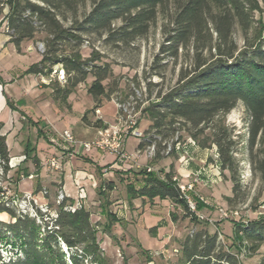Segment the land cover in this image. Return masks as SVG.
<instances>
[{"label": "trees", "instance_id": "obj_1", "mask_svg": "<svg viewBox=\"0 0 264 264\" xmlns=\"http://www.w3.org/2000/svg\"><path fill=\"white\" fill-rule=\"evenodd\" d=\"M87 1L2 0L3 5L9 6L8 34L18 49L22 41L34 39L39 30L47 34V48L41 61L31 65L26 74L47 75L46 71L49 73L53 65L60 63L66 73L73 75L71 88L85 81L91 68L95 80L88 92L97 102L106 94L103 81L111 71L108 65L94 64L100 59L97 52L87 60L82 58L78 48L86 41L84 34L130 42L146 35L162 14L166 20L162 57L175 58L180 49L192 45L196 62L190 70H182L174 87L160 93L158 101L144 109L150 123L146 133L150 136L140 140L138 148L156 143L154 159H159L163 143L182 132L202 149L216 146L221 169L231 174L234 196L228 200L232 201L241 188L234 156L237 142L234 129L224 119L242 103L249 117L248 160L264 190V37L248 40L241 48L233 37L234 22L248 29L253 23V13L261 10L264 0H90L91 9L79 19L81 7ZM62 21L72 24L65 27ZM118 21L121 24L115 27ZM63 44L71 47L69 55L59 54ZM204 51L209 52L208 57H204ZM59 90L63 99L70 93V89ZM56 94L55 98H60ZM8 105L14 108L12 102L8 101ZM82 120L89 124L86 115ZM92 126L98 129L106 125L99 119ZM2 127L0 123V131ZM0 158L7 173L11 170L10 153L6 136L1 133ZM139 174L142 180L138 188L132 183L127 185L130 197L171 199L188 209L172 167L162 177L146 168ZM107 184L109 189L114 188L112 181ZM10 202L0 201V213L11 217L10 222L0 220V264H102L98 230L89 210L83 206L67 210L65 207L72 200L66 197L56 217L46 219L38 209L41 217L38 221L35 216L18 213ZM233 234L241 248L252 254L257 252L264 245V217L236 224ZM62 244L67 248L65 251ZM5 247L15 251L8 259L2 251ZM182 253L183 264H240L237 253L226 249L218 234H210L206 229L193 231L182 243Z\"/></svg>", "mask_w": 264, "mask_h": 264}, {"label": "rangeland", "instance_id": "obj_2", "mask_svg": "<svg viewBox=\"0 0 264 264\" xmlns=\"http://www.w3.org/2000/svg\"><path fill=\"white\" fill-rule=\"evenodd\" d=\"M91 6L92 4L88 0L81 7L79 19L91 9ZM8 13L9 6L3 5L0 0V24L6 22V28ZM62 22L65 27L72 24L70 21ZM120 24V21L116 22L115 27ZM165 25L166 20L160 14L146 35L130 42L108 41L106 35L84 34L83 37L86 41L78 48L82 58L87 60L93 55V52H97L100 59L96 60L94 64L97 66L108 65L111 71L110 76L103 81L106 94L96 102L88 92V88L95 80L91 68L88 69L86 80L71 88L69 87L73 82V75L67 73L66 81L63 83L49 82L47 79L44 83L36 74L33 76L35 78L34 85L43 89L48 88L46 91L49 93L52 91L57 118L51 114L52 112L49 114L47 111L37 110L31 100H28L29 106H26L25 109L33 119L39 122L41 120L48 122V119L51 121V118H54L51 122L55 124V128L52 130L58 139L60 138L58 132L68 129L78 140H91L98 134L99 129H103V127L94 129L93 123L100 119L105 125L115 124L119 115L116 103L122 101V104H127L126 106H130L132 109L130 101H133L134 113L138 115L136 118L139 120L140 130L145 133L150 123L144 109L157 102L160 93L164 94L174 87L182 70H190L196 62V54L192 45H189L187 49H180L179 55L175 58L162 57L160 49L164 42ZM233 35L239 48L243 47L248 40L258 39L259 35L264 37V4H261V10L253 13V23L248 29H243L239 23L234 22ZM46 37V32L39 30L35 34V38L32 39L33 42L26 41L23 44L22 53L15 51L14 54L1 58L3 61L1 64L4 66L1 67L7 70L13 66L17 72L23 73L45 52ZM40 44L44 45V52L39 49ZM60 47L59 54L62 56L71 53V47L68 44H63ZM203 55L208 57L209 52L204 51ZM46 72L48 74V71ZM57 89H60L59 91L70 89V93L67 98L63 99L62 92L59 93ZM55 93L60 98H55ZM15 95L17 97L22 95V89L19 86L15 89ZM30 97H32L31 94L26 96V99ZM84 115L87 116L89 124L83 122ZM224 121L227 126L234 129V139L237 142L234 156L238 162L236 176L240 179L241 188L232 201L228 200V197L234 196L231 174L228 170L221 169L220 158L216 157V152L218 153L216 146L204 149L207 153L206 161L200 162V168L195 172L196 174L192 173L191 182L194 183V189L188 193L197 206V213L190 212L184 205L177 204L171 199L132 198L127 191L129 183L137 188L140 186L142 176L139 171L145 169L146 166H150L155 174L162 177L164 172L169 171V163H175V159L183 166L181 163L183 154H185L186 158H190L185 168H190V164L196 161L194 153L195 149H199V145L187 143L189 137L185 132L177 133L173 138L179 139L182 147L171 145L172 153L168 155L161 152L159 159L149 158L145 154L138 155L135 162L141 166L140 168L135 167L136 172L132 173L123 171L128 169L124 166L127 165V161L119 160L108 153H101L94 149L89 153L74 155L85 160V164L87 162L85 166L92 170L90 171L94 175V181L89 189L84 187V192H81L80 184L75 182L76 187L75 185L73 187L78 193V198L67 205L74 206L80 203L91 212V221L98 230L97 239L102 264H183L182 243L193 231L200 229H206L210 234L217 233L219 242L226 249L237 253L240 264H261L264 257V245L257 252L249 253L239 246L240 244L234 239L233 234L236 224L248 223L264 217V190L259 179L254 177L248 160L246 141L249 117L244 105L238 103L226 115ZM29 138L32 143L37 141L35 133H32ZM14 140V134L11 133L9 141L13 145L12 154L17 155L19 153L18 144ZM137 141L140 140L136 137L129 138L127 145L125 144L128 153L135 152L134 144ZM48 144L45 139L39 141V147L42 146L45 150H47ZM25 147L26 145L23 146V148ZM76 150L79 151L80 148L76 147ZM74 156L70 157L74 158ZM92 158L98 160L100 165H90ZM166 158L167 160H164ZM23 159L25 160V156L20 157L19 161L21 162ZM36 162L33 161V163ZM135 162L132 163L135 164ZM2 165L3 162L0 160V201H19L25 193H28L34 199L32 203L10 204L17 209L18 213L35 216L39 221L41 217L37 214L38 208L34 207L33 204H35L38 207L43 206V210L40 211L46 216V219L56 215L60 205L57 202L59 192L65 193V199L68 197L63 189L55 191L53 196L47 193L49 188L43 189L40 185L35 192H22V188H32L34 183L33 180L27 179L30 178L28 168H17L12 172L5 173ZM11 167H15L12 162ZM205 172L207 174L201 180V175H204ZM174 180L177 181V177H174ZM109 181L114 183L113 189L107 187ZM40 189L43 191L42 195L38 197L36 193ZM220 210L228 211L229 217L224 218ZM0 220L10 222L11 217L7 213H0ZM62 248L64 251L67 249L64 244H62ZM2 251L7 259L15 254V251L9 247L3 248ZM86 264L95 263L87 262Z\"/></svg>", "mask_w": 264, "mask_h": 264}, {"label": "crops", "instance_id": "obj_3", "mask_svg": "<svg viewBox=\"0 0 264 264\" xmlns=\"http://www.w3.org/2000/svg\"><path fill=\"white\" fill-rule=\"evenodd\" d=\"M26 41L33 42L32 40H24L21 42L18 49L10 40V35L6 32V22L0 24V123L3 124L0 133L6 136V143L10 153V164L12 162L16 167H14V169L10 166V171L12 172L17 168H28L29 175H33V178L26 177L27 179L34 181L32 188L21 187L23 189L22 192H35L40 185L43 189L49 188L47 193L51 196H53L58 189H63L68 194L67 196L69 199L75 200L78 198V193H76V190L73 187L75 182L80 184L82 192L85 191L84 187L89 189L94 181V175L91 173L92 170L88 166H85L87 165V162L86 164L84 163L85 160L79 159L74 155V158H71L70 153L64 149L65 146L63 142L53 141L54 134L52 129L55 128V124L51 121H53L54 118H51V121L48 119V122H43L42 120L39 122L33 119L32 116L29 115L28 110L25 109L26 106H29L28 100H31L37 107V110L47 111L49 114L52 112L51 114L57 118L55 112V100L51 94L52 91L49 93L46 91L48 88L43 89L42 87H36L34 85L35 78H33V76L36 74H26L27 69L31 65L40 62L42 56L37 62L30 64L23 73L17 72L13 66L7 70L2 68L4 66L1 64L3 62L1 58L7 57L6 55H12L15 51L22 53L24 50L23 44ZM18 86L22 89L21 97L15 95V89ZM30 94L32 97L26 99V96H29ZM8 101L13 103L14 108H11L8 105ZM11 133L14 134V141H17L16 143L18 144L19 153L17 155L12 154L13 145L9 141V135ZM32 133L37 135V141L35 143L30 142L29 136L32 135ZM129 138L126 140V145ZM40 139L48 141L49 144L47 145V150L42 148V146L39 147ZM139 142L140 141H137L134 144L135 150L138 149ZM25 145L26 147L23 148ZM198 148L199 149H195L194 153L196 161L190 164L191 166L189 169L185 168V166H181L177 162V159H175V163H169L170 168H173L175 177L183 180L185 183L191 182L192 173L196 174L195 172L200 168V162L202 163L206 161L207 153L204 149L200 147ZM28 150H30L29 154L27 153ZM23 156H25V160L23 159L20 162L19 159ZM52 158L58 159L61 168L59 171L49 165V161ZM164 160H167V158ZM33 161L37 162L33 163ZM90 165L95 166L100 164L98 160L92 158ZM124 166L128 169H124L123 171L129 169L136 171L135 167H137L132 162L127 163V165ZM203 174L204 175H201V180L207 172ZM42 191L43 190L40 189L36 195L40 197Z\"/></svg>", "mask_w": 264, "mask_h": 264}, {"label": "built area", "instance_id": "obj_4", "mask_svg": "<svg viewBox=\"0 0 264 264\" xmlns=\"http://www.w3.org/2000/svg\"><path fill=\"white\" fill-rule=\"evenodd\" d=\"M6 32L7 33L9 32L8 27L6 28ZM43 46H44L43 44H40L39 49L44 52ZM37 75L40 76V78L43 80L44 83L46 79L49 82L53 81L57 83H63L64 81H66V77H67V73L65 69L63 65L60 63L53 65L47 75L41 73ZM124 101H129V100H124ZM130 102H132V109H122V101L116 103L119 111L117 122L112 125L103 126V134H96V136L91 140H78L76 139L72 131L68 129H64L63 131L58 132L60 136L59 139L54 134L53 141L63 142L65 146L64 149H66V151L70 153V156H73L75 154L77 155V154L89 153L95 149L101 153L111 154L119 160L127 161V163L135 162L136 161L135 158L141 154H145L149 158L153 159L156 156V152H157L156 143L146 145L142 148H138L135 150L134 153H128L125 149V143L128 137H136L139 140H142L150 136V134H147L146 132L144 133L143 131L140 130L139 120H132V112H134V103L133 101ZM123 120H130V129L121 130V123L123 122ZM111 134H118V141H111ZM187 141H188L187 143L191 145L197 144V142L193 140L191 137H189ZM163 145H164V149L161 152L167 155L172 153L171 145H178L182 147V144L179 139H171L169 142H164ZM76 147H79L80 150L77 151ZM183 155H184L183 161L181 164L184 167L189 163L190 158H186L187 156L185 154ZM218 156L219 154L216 152V157ZM49 165L55 169H60V163L57 158L50 159ZM135 165L137 166V168H140L141 166L137 162H135ZM145 168L148 171H152V168L150 166H146ZM29 177L32 178L33 175H30ZM177 184L182 193V197L187 202L189 211L192 213H197V206L195 202L192 200L191 196L188 194L190 191L194 189V183L193 182L185 183L181 181L179 178H177ZM80 190L82 192V188ZM32 200L34 199H32L31 195L25 193V195L19 201L10 200L11 201L10 204L21 205L23 204V202L32 203ZM64 200H65V193L63 191H60L57 199L58 204H61ZM33 205L35 208H38L39 210H43V206L38 207L35 204ZM80 207H82V205L78 203V205H74V206L67 205L65 208L70 211H75L77 208ZM220 213L224 218L229 217L228 211L220 210ZM56 215L54 217H56Z\"/></svg>", "mask_w": 264, "mask_h": 264}, {"label": "bare ground", "instance_id": "obj_5", "mask_svg": "<svg viewBox=\"0 0 264 264\" xmlns=\"http://www.w3.org/2000/svg\"><path fill=\"white\" fill-rule=\"evenodd\" d=\"M139 96V95H138ZM139 98V97H138ZM135 102V101H134ZM136 104V103H135ZM127 104H122V109H131L130 106H126ZM135 108V107H134ZM140 113V112H139ZM136 113L132 112V120H137ZM130 129V120H123L121 123V130H128ZM98 134H103V129H99L97 132ZM111 141H118V134H111ZM1 160V159H0ZM176 180V179H175ZM36 211V210H34ZM27 212V211H26Z\"/></svg>", "mask_w": 264, "mask_h": 264}]
</instances>
